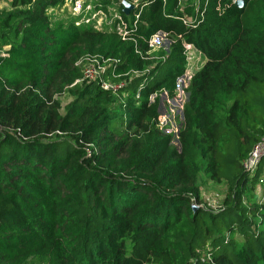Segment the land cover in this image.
<instances>
[{
	"label": "trees",
	"instance_id": "trees-1",
	"mask_svg": "<svg viewBox=\"0 0 264 264\" xmlns=\"http://www.w3.org/2000/svg\"><path fill=\"white\" fill-rule=\"evenodd\" d=\"M236 1L121 5L129 39L119 20L54 22L64 0L0 12V264H264V155L245 166L264 139V0ZM158 32L173 41L151 64ZM191 51L178 149L158 95ZM87 56L116 88L84 77ZM208 182L228 186L217 209L201 205Z\"/></svg>",
	"mask_w": 264,
	"mask_h": 264
},
{
	"label": "rangeland",
	"instance_id": "rangeland-1",
	"mask_svg": "<svg viewBox=\"0 0 264 264\" xmlns=\"http://www.w3.org/2000/svg\"><path fill=\"white\" fill-rule=\"evenodd\" d=\"M77 0H64V2L49 10V14L54 22H71L73 19L84 16L93 20V25L99 29H114L120 14L121 2L123 0H80L82 7L80 15L75 12V3ZM84 2V8H83ZM87 4L91 8L87 9ZM102 7V9H98ZM16 7L13 6V0H0V12H12ZM83 8V9H82ZM86 8V9H85ZM131 23V18L128 19ZM122 23H120L121 25ZM173 38L164 32H158L150 41V49L145 53V58L150 63H155L164 58L169 53ZM188 46V45H187ZM188 48V47H187ZM196 52L191 51L186 61V73L176 79L174 89H163L159 95V112L160 120L163 126L164 134L171 135V141L174 146L180 149L178 133L185 122V109L189 103L190 92L189 84L193 74L201 67L199 57ZM96 63V62H95ZM85 64V60L83 61ZM61 103V112L65 113L67 106L73 101L69 94H63L58 97ZM228 186L222 182H208L202 186V203L201 205L217 209L223 204V198L227 193ZM258 199L264 202V171L261 174L259 184L256 190Z\"/></svg>",
	"mask_w": 264,
	"mask_h": 264
},
{
	"label": "built area",
	"instance_id": "built-area-1",
	"mask_svg": "<svg viewBox=\"0 0 264 264\" xmlns=\"http://www.w3.org/2000/svg\"><path fill=\"white\" fill-rule=\"evenodd\" d=\"M123 1L130 2L129 0H123ZM137 1L138 0H135L134 3L130 2L131 4L134 5V9H136V7L139 6L138 3H137ZM122 2H121V5H123ZM91 6H92L91 4H87L86 8L87 9H90ZM81 7H82V2L80 0H77L76 3H75V11H78V12H75L77 15H80V13L82 12V10L80 11V8ZM83 8H84V2H83ZM129 15H127V16H129ZM123 19L124 18L121 16V14H119L117 16V18H116V20H119L118 31L122 35L123 39H129L127 37V33L124 31V28L121 26L123 24L120 25V23H124L123 22ZM82 23H88V24L91 23V24H93L94 21L93 20H90V18H87V17H84V16L78 17L76 19V24L77 25H80ZM187 47L190 48L191 46L188 45ZM84 60H85V64H83V61ZM110 60L111 59H108V61H110ZM77 64H83V74H84V77L86 79H88V80H101L103 82L104 86H106V87H110V86H112L114 88L117 87V85H112L109 81H106L104 79L103 72L107 69V66H106L105 63H102L99 60V58L87 56V57H84V58L80 59L77 62ZM263 155H264V139H263L262 142H260L254 148V150H253L252 154L250 155L249 159L246 161V163H245L246 169L247 170H253V168L256 166V164L262 158Z\"/></svg>",
	"mask_w": 264,
	"mask_h": 264
},
{
	"label": "water",
	"instance_id": "water-1",
	"mask_svg": "<svg viewBox=\"0 0 264 264\" xmlns=\"http://www.w3.org/2000/svg\"><path fill=\"white\" fill-rule=\"evenodd\" d=\"M122 4H123V6H124V12L127 14V15H129L130 13H131V11L134 9V5L133 4H131L130 2H128V1H123L122 2ZM236 4H237V6H239V7H243V5H244V1L243 0H237L236 1Z\"/></svg>",
	"mask_w": 264,
	"mask_h": 264
}]
</instances>
